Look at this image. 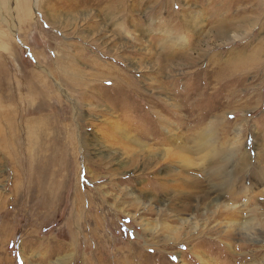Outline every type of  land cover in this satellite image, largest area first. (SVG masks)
I'll use <instances>...</instances> for the list:
<instances>
[{"label":"rangeland","instance_id":"rangeland-1","mask_svg":"<svg viewBox=\"0 0 264 264\" xmlns=\"http://www.w3.org/2000/svg\"><path fill=\"white\" fill-rule=\"evenodd\" d=\"M0 264H264V0H0Z\"/></svg>","mask_w":264,"mask_h":264},{"label":"bare ground","instance_id":"bare-ground-1","mask_svg":"<svg viewBox=\"0 0 264 264\" xmlns=\"http://www.w3.org/2000/svg\"><path fill=\"white\" fill-rule=\"evenodd\" d=\"M26 88H27V90H30L31 91V87H30V84H29V82H26ZM32 92V91H31ZM40 96H43V94H40V93H38ZM17 101V100H16ZM11 128V127H10ZM9 128V129H10ZM12 132V131H11ZM30 133V132H29ZM30 137V136H29ZM28 142H29V145H30V147L31 148H34V151H33V153L34 154H36V144H37V142L35 141V139H32L31 137L29 138V140H28ZM39 142V141H38ZM33 160V159H32Z\"/></svg>","mask_w":264,"mask_h":264}]
</instances>
